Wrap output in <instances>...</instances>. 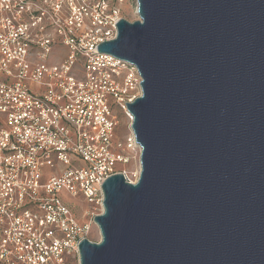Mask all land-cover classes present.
<instances>
[{"label": "water", "instance_id": "1", "mask_svg": "<svg viewBox=\"0 0 264 264\" xmlns=\"http://www.w3.org/2000/svg\"><path fill=\"white\" fill-rule=\"evenodd\" d=\"M98 52L135 66L140 176L102 185L79 264H264V0H137Z\"/></svg>", "mask_w": 264, "mask_h": 264}, {"label": "built area", "instance_id": "2", "mask_svg": "<svg viewBox=\"0 0 264 264\" xmlns=\"http://www.w3.org/2000/svg\"><path fill=\"white\" fill-rule=\"evenodd\" d=\"M129 2L0 0V264H75L103 183L141 155L127 104L142 77L98 52Z\"/></svg>", "mask_w": 264, "mask_h": 264}, {"label": "rangeland", "instance_id": "3", "mask_svg": "<svg viewBox=\"0 0 264 264\" xmlns=\"http://www.w3.org/2000/svg\"><path fill=\"white\" fill-rule=\"evenodd\" d=\"M123 17L130 21V22H136L139 20V16L137 13V0H130L129 4H125L123 6ZM130 132V124L129 122L125 119V117L122 118L120 126H119V134L122 138H125L126 135H128ZM119 170H124L127 174V176L133 180L135 182L136 177L140 176V171H141V166H140V157H138L132 162L130 163L128 166L127 165H119L118 166ZM140 170V171H139ZM62 196L64 197V199L66 201H68L69 203H72V205L75 206H79L78 200H73L70 199L66 193H62ZM75 207V211L76 214L78 216L79 219H82L83 217V207ZM90 239L92 242L98 243L101 240V235H100V231L97 227L96 224H94L93 229H92V233L90 236ZM75 264H79V260L75 263Z\"/></svg>", "mask_w": 264, "mask_h": 264}, {"label": "bare ground", "instance_id": "4", "mask_svg": "<svg viewBox=\"0 0 264 264\" xmlns=\"http://www.w3.org/2000/svg\"><path fill=\"white\" fill-rule=\"evenodd\" d=\"M138 13V12H137ZM137 149L139 150V146H137ZM140 171V170H139Z\"/></svg>", "mask_w": 264, "mask_h": 264}]
</instances>
